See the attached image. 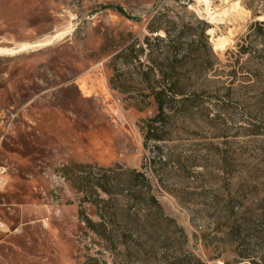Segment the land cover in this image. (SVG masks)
Here are the masks:
<instances>
[{"label":"rangeland","instance_id":"rangeland-1","mask_svg":"<svg viewBox=\"0 0 264 264\" xmlns=\"http://www.w3.org/2000/svg\"><path fill=\"white\" fill-rule=\"evenodd\" d=\"M0 148V264H264V0H0Z\"/></svg>","mask_w":264,"mask_h":264},{"label":"trees","instance_id":"trees-1","mask_svg":"<svg viewBox=\"0 0 264 264\" xmlns=\"http://www.w3.org/2000/svg\"><path fill=\"white\" fill-rule=\"evenodd\" d=\"M199 23L202 25V35H203V38L205 40H208V36H207V31L209 29V26L206 22L204 21H200L199 20ZM159 30H162V28H159ZM170 37L171 39V31L168 29V30H164ZM156 32H158V30H156ZM171 41V40H170ZM214 55V54H213ZM209 61V60H208ZM230 75V74H228ZM220 76V75H218ZM167 78L168 76H164V78ZM178 82H176V85H174V87L170 88V91L173 93V95L175 97H178V96H184L185 94L180 92V90L177 88ZM165 92L164 91H160V92H156V103H157V106H158V110L160 111V113H164L165 111V106H164V97H165ZM147 124L146 127H148V129H152L153 128V124L156 123V119H147L146 122ZM152 136L149 135V134H145V138L146 140L147 139H150ZM154 162V161H153ZM139 175L143 176L144 177V174L142 173H138ZM221 207L222 209H224L226 211V215L229 219L233 218L236 216V209H239L238 206L236 205V199L235 197L232 195V193H227L226 196L224 195L223 198L221 199ZM207 247V246H206ZM191 258H193L195 261H196V264H205L199 257L197 256H192ZM190 259V258H189ZM211 259H214V258H211ZM89 264H108L107 262H100L98 259L96 258H91L90 259V263ZM128 264H138L137 262H129ZM152 264H194V263H191L186 257H181V256H175L174 258H172L171 260L167 261V262H154ZM256 264V263H254Z\"/></svg>","mask_w":264,"mask_h":264},{"label":"built area","instance_id":"built-area-1","mask_svg":"<svg viewBox=\"0 0 264 264\" xmlns=\"http://www.w3.org/2000/svg\"><path fill=\"white\" fill-rule=\"evenodd\" d=\"M1 149V148H0ZM4 184L3 179H0V187H2ZM4 228V224L2 223L1 219H0V230H3Z\"/></svg>","mask_w":264,"mask_h":264}]
</instances>
